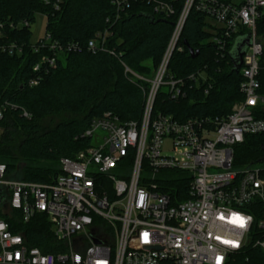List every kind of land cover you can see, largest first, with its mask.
Wrapping results in <instances>:
<instances>
[{
  "label": "built area",
  "instance_id": "1",
  "mask_svg": "<svg viewBox=\"0 0 264 264\" xmlns=\"http://www.w3.org/2000/svg\"><path fill=\"white\" fill-rule=\"evenodd\" d=\"M59 1L53 2L56 9ZM137 1L151 5L161 16L175 12L174 4L166 0H111L114 21ZM193 7L219 27L214 41L220 50H227L237 37L251 36L239 68L243 98L224 117L178 120L162 111L153 115L163 87L178 98L187 95V81L198 86L207 80L205 69L187 79L169 72ZM261 19L264 0H186L153 74L142 76L123 63L126 74L149 83L140 121H122L112 112L93 119L83 133L92 144L74 157H62L53 182L8 178L7 165L0 162L5 211L10 216L18 212L16 222L22 224L44 216L55 250L31 245L24 229L12 230L9 221L0 218V264H264V166L235 165L236 146L247 135L264 133ZM24 24L28 26V21ZM3 27L0 22V35ZM111 34L105 29L85 44L60 43L46 30L43 38L30 44L40 58L29 85H38L57 67L62 54L88 50L119 57L116 47L107 43ZM24 50L19 41L0 44V54ZM10 108L17 106L0 105V119ZM22 115L32 116L26 109ZM161 171L178 175L158 178Z\"/></svg>",
  "mask_w": 264,
  "mask_h": 264
},
{
  "label": "trees",
  "instance_id": "2",
  "mask_svg": "<svg viewBox=\"0 0 264 264\" xmlns=\"http://www.w3.org/2000/svg\"><path fill=\"white\" fill-rule=\"evenodd\" d=\"M54 1L0 0V22L4 25L0 44L19 41L25 45L22 54H0V105L8 102L17 106L8 109L0 119V162L7 165L8 178L53 182L60 172L62 157H74L92 144L91 138L83 133L93 119L105 112L118 115L122 121H140L149 83L126 74L123 63L150 77L170 42L186 0H166L175 7L170 16H161L145 2H133L117 21L111 0H60L58 9ZM38 12L46 14V30L60 43L85 44L97 32L111 29L107 43L116 47L119 57L88 50L62 54L57 67L44 74L38 85L30 86L33 66L40 58L30 46V26ZM218 28L205 13L194 7L190 10L178 41L181 49L174 50L169 72L187 79L189 74L205 69L207 80L198 86L187 81V95L178 98H172L165 89L159 90L153 115L162 111L178 120L224 117L243 98L242 75L240 70L233 69L229 55L236 38L227 50L218 49L214 41ZM259 32L264 34V19L259 22ZM190 49L198 51L195 58ZM260 67L259 93L264 95V53ZM22 109L31 113L30 119L22 115ZM58 116L60 119L51 126L45 124ZM261 160H264V133L247 135L244 143L235 148V165ZM18 173L20 178L16 177ZM3 193L0 188V218L9 221L12 230L24 229L31 245L55 251L45 217L38 216L29 224L16 222L19 213L14 211L10 216L5 211L6 202L1 203Z\"/></svg>",
  "mask_w": 264,
  "mask_h": 264
},
{
  "label": "rangeland",
  "instance_id": "3",
  "mask_svg": "<svg viewBox=\"0 0 264 264\" xmlns=\"http://www.w3.org/2000/svg\"><path fill=\"white\" fill-rule=\"evenodd\" d=\"M46 24H47V16L46 14L42 13V12H38L36 13V18L35 21L31 24L30 29L32 31V36H31V42L35 43L37 42L40 38H43L46 34ZM163 89H165V87H163ZM58 119H60V117H54L53 120H47L45 122V124L48 125H52L53 123H55ZM0 136H1V130H0ZM23 136V135H22ZM165 150V149H164ZM248 164V163H247ZM25 165V163L23 162L20 166V171L22 169V167ZM243 166V165H241ZM255 166L261 167L264 166V161H257L255 162ZM177 173H175V171H161L157 174L158 178L167 176L169 178H177ZM21 173H18L16 175L17 178H20Z\"/></svg>",
  "mask_w": 264,
  "mask_h": 264
},
{
  "label": "water",
  "instance_id": "4",
  "mask_svg": "<svg viewBox=\"0 0 264 264\" xmlns=\"http://www.w3.org/2000/svg\"><path fill=\"white\" fill-rule=\"evenodd\" d=\"M251 44V36L246 35L243 37H237L233 48L230 52V58L233 63V69L238 71L242 64V56L245 53L246 48ZM191 56L195 58L198 55V51L190 49ZM6 206V204H5Z\"/></svg>",
  "mask_w": 264,
  "mask_h": 264
}]
</instances>
